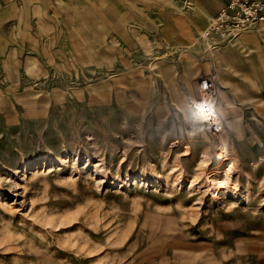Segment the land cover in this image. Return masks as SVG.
Wrapping results in <instances>:
<instances>
[{
    "label": "rangeland",
    "instance_id": "374dc122",
    "mask_svg": "<svg viewBox=\"0 0 264 264\" xmlns=\"http://www.w3.org/2000/svg\"><path fill=\"white\" fill-rule=\"evenodd\" d=\"M197 1L0 3V264H264V23Z\"/></svg>",
    "mask_w": 264,
    "mask_h": 264
},
{
    "label": "built area",
    "instance_id": "2783aa9c",
    "mask_svg": "<svg viewBox=\"0 0 264 264\" xmlns=\"http://www.w3.org/2000/svg\"><path fill=\"white\" fill-rule=\"evenodd\" d=\"M258 22L264 23V0H226L224 6L210 20L206 34L220 31L226 34L232 30L239 32ZM217 90L215 80L209 75L199 78V100L206 97L215 102Z\"/></svg>",
    "mask_w": 264,
    "mask_h": 264
},
{
    "label": "clouds",
    "instance_id": "9594fccd",
    "mask_svg": "<svg viewBox=\"0 0 264 264\" xmlns=\"http://www.w3.org/2000/svg\"><path fill=\"white\" fill-rule=\"evenodd\" d=\"M194 115L200 120H210L215 117L214 106L210 102H201L194 105Z\"/></svg>",
    "mask_w": 264,
    "mask_h": 264
},
{
    "label": "bare ground",
    "instance_id": "6f19581e",
    "mask_svg": "<svg viewBox=\"0 0 264 264\" xmlns=\"http://www.w3.org/2000/svg\"><path fill=\"white\" fill-rule=\"evenodd\" d=\"M259 23H263V22H259ZM257 24V23H256ZM232 32H233V30L230 32V33H228V34H232ZM261 32V31H260ZM227 34V35H228ZM261 34L263 35V33L261 32ZM233 35H238V32H236L235 30H234V32H233ZM204 36H206V30H205V32H204ZM206 39V38H205ZM207 40V43L210 45V43H209V41H208V39H206ZM216 100H217V98H216ZM216 100H215V102H212L211 100H208L206 97H204V99L203 100H198V103H201V102H205V101H207V102H210L212 105L213 104H215L216 103ZM208 121V120H207ZM203 157H202V160H201V164L202 165H204V166H206L207 165V160H206V157L208 156V153L206 152V151H203V155H202ZM228 177L230 176V175H232V173L234 172V170H236V168H234L233 167V165H231L228 169Z\"/></svg>",
    "mask_w": 264,
    "mask_h": 264
},
{
    "label": "crops",
    "instance_id": "0c3cea01",
    "mask_svg": "<svg viewBox=\"0 0 264 264\" xmlns=\"http://www.w3.org/2000/svg\"><path fill=\"white\" fill-rule=\"evenodd\" d=\"M217 1L218 0H200V1H197V2H195L193 5H202L203 6V8H204V10L205 11H207L208 13H210L211 11H212V8L210 7L211 5H213V4H216L217 3ZM6 2V0H0V3L2 4V3H5ZM225 2H226V0H225ZM225 2H224V4H225ZM224 4L218 9V12H219V10L224 6ZM217 12V13H218ZM217 13H215V15L217 14ZM214 15V16H215ZM208 26V25H207ZM206 26V27H207ZM226 93V92H225Z\"/></svg>",
    "mask_w": 264,
    "mask_h": 264
}]
</instances>
